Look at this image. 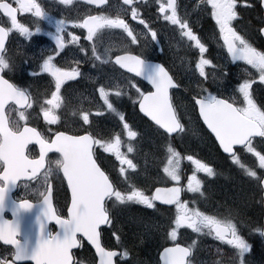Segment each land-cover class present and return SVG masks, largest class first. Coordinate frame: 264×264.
Segmentation results:
<instances>
[{"label":"snow or ice","instance_id":"obj_1","mask_svg":"<svg viewBox=\"0 0 264 264\" xmlns=\"http://www.w3.org/2000/svg\"><path fill=\"white\" fill-rule=\"evenodd\" d=\"M104 2L105 0H88V3L103 4ZM3 3L9 4L13 12L8 14L0 8V12L10 21V26H0V91L22 98L26 102L31 101L33 104L35 101L27 89L19 87L5 78L7 73L13 72L17 68L16 60L12 58L6 47V41L9 33L13 30L26 39L41 32V29L37 27L36 33H33L29 27L18 20V13L33 14L38 18H43L46 13L37 0H15L16 6H13V3L8 0H0V4ZM61 3L71 5L73 0H61ZM123 4L129 7L132 19L137 20L139 11L136 0H123ZM200 4L205 6L204 11H209L210 8V17L218 27L223 46L226 48L228 56L231 57V61H243L250 66L258 73L259 83L264 85V51L258 50L250 39L233 25L239 16L238 0H200ZM243 4L245 8H255L261 13V26L258 33L260 36H264V0H243ZM178 7L177 0H167L166 4L160 5L159 11L164 14L166 21L178 26L181 35L198 49L199 60L195 63L199 77L196 83L198 91L190 93L188 102L193 111H198L203 125L214 136L220 151L224 154V159L233 165H239L246 175L255 181V187L250 195L257 198V203L262 208L261 218L258 221H245L244 223L251 225L249 235H259L261 239H264V175H258L256 170L247 168L241 162L237 149V146H241V151L246 149L248 153L253 154L259 161V167L264 169V152L258 151L253 143L256 138H260L259 142L264 144V99L258 105L253 98V84L257 82L255 79H244L242 83H239L237 91L242 100H237L235 97H224L218 92L214 94L205 87L210 76L213 82L216 80L217 69L224 77L229 76V69L226 64L214 63L212 59L205 58L209 49L194 31L187 18V11L184 16H180ZM139 23L148 29L151 42L156 44L158 42L157 32L152 30L144 19H139ZM73 26L87 30L86 39L92 44L91 55L83 45H78L80 37L72 36L71 43L78 45L83 56L80 60L74 61L75 67L58 64L57 57H61L62 53L67 55L65 52L66 41L61 35L65 31V21L59 20L57 21L56 35L52 37L55 47L46 56L43 52L41 53L42 63L38 64V71L31 70L29 72L31 77L47 74L54 80L55 91L51 93V98L45 102L50 107L46 109L41 107L43 116L47 112L51 117L46 121L48 124H57L58 117L54 114V110L60 107L61 88L67 81H76L83 77L84 73L80 67L82 62H90L92 68L114 63L120 68L126 69L128 73L134 74L133 77L127 78V86L129 89H135L138 95L139 111L150 119L153 124V132L166 146L167 163L163 172L171 181L175 182V186L157 187L155 192L149 195L145 189L134 183H129L127 170H136L137 165L120 151L121 136L117 134L114 139H97L91 131L92 124L89 113L83 114V124L89 126L84 128L86 134L83 135L68 134L57 129L52 134L54 138H46L35 127L39 140L20 139L9 143L0 136V144L4 145L0 149V241L4 245L12 246L6 255L0 256V264H20L24 261H34L35 264H79L74 260L73 249L82 247L83 239H86L94 247L99 257V264H117V257L124 264H140L139 260L132 257L131 248L125 246L122 236L118 234L119 230H113L116 228L114 221L125 208L131 205H141L147 209L159 211L156 201L163 205L174 206L175 209L174 217L169 225L171 230L167 232V237L174 242V246L163 248L160 255L162 264H190L189 258L194 254L193 245H196V240L187 246H181L177 242L178 231L181 228L190 229L192 233L196 234L214 235V239L230 246L232 250L228 258L230 261L234 260L235 264H251L248 256L253 251V245L243 235L241 224L236 219L227 216L217 218L214 215H206L199 209L190 207L189 201L181 199L182 192L185 191V188L179 186L181 181L180 161L183 157L181 152L177 151L175 141L183 139L191 120L189 119L187 122L184 120L187 111L182 113L180 105L178 107L172 104L165 105L166 98L172 99L170 90L180 89L181 84L173 79L163 64H156L153 72L146 76V60L143 58V54L133 55L124 50V54L115 55L113 61V49L106 48L103 52L98 49L96 37L101 29H122L131 38L132 44H139L138 36L134 34L125 19L119 16L112 18L105 15H89ZM144 47L147 48L149 45L145 43ZM161 53L163 54L162 49ZM209 66L213 69L211 73L206 71ZM137 77L147 80L154 91H142L135 80ZM98 92L107 109L110 112H116L110 101V96L113 93L108 90V86L99 84ZM114 95L120 97L124 93L117 89ZM97 115L99 116L101 113L97 112ZM117 115L122 130L127 132L130 140L135 139L137 133L131 130L125 116L122 113H117ZM61 135L75 136L81 141L78 161L63 172V177L66 179L67 187L71 193L66 218L57 213L53 207L52 187L48 180H45L43 185H39L42 168L34 170L38 168L36 162L39 161L42 152L41 141L45 145L51 146L52 141ZM30 144L38 145V158H29V155L26 154ZM97 145L104 153L113 154L119 161L121 165L119 173L124 177L125 188L120 187L119 177L116 180L110 179V175L104 167L107 157L97 152L95 147ZM52 151L56 152V149L49 147L45 150V161L48 153ZM127 151L128 153L134 151L131 144ZM186 158L195 165V172L187 178L186 191L204 196L201 191L202 182L196 173L202 172L208 177H214L216 171L214 167L209 166V163L202 162L201 159L194 158L193 155H187ZM56 163L58 168L63 167L62 161L58 160ZM124 165H127V168ZM22 178L37 182L39 185L35 189L37 202L44 206L40 223L42 238L35 249L26 248L18 238L19 233L14 220L9 221L2 218L3 211L9 207L10 189L13 186H18L17 182ZM13 205L11 208L13 217L20 210H30L34 207V203L30 202L28 198H20L14 201ZM53 220L59 227V231L55 235L48 229V224ZM105 228L115 236L117 245L123 248L122 251L108 250L102 245L101 236Z\"/></svg>","mask_w":264,"mask_h":264},{"label":"rangeland","instance_id":"obj_2","mask_svg":"<svg viewBox=\"0 0 264 264\" xmlns=\"http://www.w3.org/2000/svg\"><path fill=\"white\" fill-rule=\"evenodd\" d=\"M13 1L15 3V0ZM37 2L42 5V8L46 13L45 16L43 18H38L35 17L33 14L22 13V23H24L25 26L29 27L33 33H36L37 27L41 29V32L39 34L33 35L30 39H26L25 37L19 35L15 30H13V32L16 33L13 34L11 43L8 48L9 54L12 55V58L16 60L17 66L20 65L19 68H23L22 77L26 84H22L19 81L18 83L25 88H27V84H29L33 88L35 99V102L31 104V106H29V108L25 111H19L14 108H11L8 111V114H10L11 116L10 122L12 124V128L15 131H18L24 124H30L36 128L40 127V125L46 123V116H49L47 112H45L43 116L41 107L45 109L47 107H50L45 102L47 99L51 98V93L55 91L53 78L39 76L40 74L36 77H31L29 75V72L31 70L38 71V67L36 66V69H25V67L22 64H19L18 61L21 59L24 60L26 63H29V43L35 42L38 38L47 41L48 33H51V35L54 36V30H51L50 28L53 27L54 29H56L57 21L59 20L65 21V31L63 32V37L67 39L66 48L70 54L64 55V53H62L61 57H57V60L60 61L70 60L74 62L76 60H80L83 56V53L79 51L78 45H83L88 50V54L91 55L92 44L91 42H89V44L87 45V32H85V30L83 31L82 28L74 27L73 25L79 23L87 16L93 14H96L97 16H110L112 18H116L117 16H119L120 18L125 19L126 22L133 29L134 34L137 35L139 38V44H132L131 38L128 37L122 29H101L98 34L102 32L100 33L101 36L106 39V46L103 43L96 41L97 47L101 52H103L106 48H111L113 49L114 54L116 53L118 48H121L123 50L124 47L127 46L128 48H135L138 52H142L145 56H150L151 54L155 55L157 53L155 51L156 45H159V47L162 46L170 48V52H172V48H174L175 51L178 52L181 48H185V50H188L192 47V43H187L183 45V47L179 45L178 42L172 44V34L169 33L171 32L169 28L165 29L163 33L159 34L158 42L156 44H153L151 42L150 32L147 28L144 27V25H141L139 23V19H142L141 14H144L143 8L141 7L144 3H146L148 6L154 5L157 8V14L159 15L160 5L166 4L167 0H136V4L138 6L139 11V17L137 20L132 19L131 11L127 5L123 4V0H110V5L108 7L96 11L92 6H89L81 0H73V3L71 5H64L61 3V0H37ZM157 18H162V20L167 23V21L164 19V15H160L159 17L157 16ZM144 21L146 24L149 25V23L145 19ZM116 33H118V35H116ZM72 36H78L80 37V39H82L78 42V45L71 43ZM123 36L125 38V44H117L113 42V39L117 38L118 40V38H123ZM47 42H50L53 48L55 47L52 44V40L49 39ZM145 43H147L149 47L145 48ZM131 45H134L135 47ZM52 49L49 48L50 51ZM193 53L198 55V50L195 47L191 48L188 54V64L185 66L183 64V58H176L178 65L176 71L178 72V74H182V71L184 72V82H182V89L184 91L185 89H187V91L190 92L193 91L188 89L187 86L193 88V90L195 91L198 90L196 88V82H194L191 76H195V79H199L198 72L195 69V63L198 62L199 57L193 59ZM163 56L167 59L168 64H170L169 56L165 54ZM171 63H173L172 60ZM88 64L91 65L90 62H88ZM103 71L108 72L110 76L115 77L111 79L104 77L103 75H101L103 74ZM206 71L211 73L213 69L206 68ZM252 71L256 72L254 69H252ZM13 72H15V70ZM13 72L7 73L6 75L10 76ZM219 75L220 74L216 72V80L213 82L210 76L209 81L205 84V87H207L210 92L217 93V90L219 91L216 84V82L218 81L217 76ZM84 78V84L83 82L76 80L67 81L62 86L60 92L61 99L59 101L60 107L54 110V114L58 117L57 127L62 128L63 131H66L68 133H74L84 128H88V125L83 124L82 118L84 113H89V118L93 127V131H95L97 135L101 136L102 139H114L115 135L117 134L121 136L120 151L126 154L127 157L131 159L134 164L137 165L136 170H127L129 183H134L142 189H145L147 191V194L150 195L153 184L165 185L168 181H171L163 172V168L167 163L166 146L163 144L160 138L156 136L151 126L147 125L143 121H140L138 117L134 115V105H137L139 98L135 92V89L128 88L127 79L118 74L116 69L112 66V63L103 65L102 67L98 68L91 67V71L87 72ZM136 82L141 87L142 91H148V87L144 83L138 81ZM99 84L107 85L108 90L113 93L110 96V101L113 103L116 112H110L107 109V106L104 104L103 100L100 98L98 92ZM117 89L121 90L124 95L116 97L114 93ZM263 89L264 86L262 85L261 90ZM180 92L175 93V101L177 107L179 105L181 106L180 110L182 113L187 111V115L184 116V120L186 122L189 119L191 120V123L188 125V130L195 129V131H192V137L186 138V136L184 135L182 140L178 139V143H175L177 151H180L182 154L183 159H181L180 161V168L181 170H184L186 166H191L193 168L195 167L191 163V161H188L186 159L187 155H193L194 158H198L201 159L202 162L209 163L210 156L204 159L200 155L210 154L211 150L208 141L204 138H201L200 129L198 128L196 130V127H198L197 120L195 118L193 110L191 109V106L188 103V95ZM97 112H100L101 115L98 116ZM117 113H122L126 118V122L129 123L131 130L137 133L135 139L130 140L127 135V132L122 130V125L118 119ZM155 140H159L158 143L161 145L163 150V159L160 160L161 163L157 158H155V156L153 157L150 155V153L154 154L157 150V147L154 144ZM129 144H131L134 149L132 153H128L127 151ZM178 144L183 147L185 146L184 148L187 154H185L184 151L179 149ZM255 147L258 151L264 152L263 145L255 144ZM102 153L104 154V157H107L106 162L108 163V165L110 164L111 167L116 170L120 182L124 185V177L120 176L119 173V169L121 167L119 161H117L115 156L111 153ZM244 153L245 156H240L241 162L247 168L256 170L257 173H259L262 169L259 167L258 159L253 154L248 153L247 150ZM153 162H155L154 165ZM235 166L238 167L239 174L236 172L237 175L231 176V174L224 173L222 174L223 183L216 185V188H214L215 185L211 183V185L209 186V188L207 187V189L211 190V196H217L219 198L225 199V196H228V193H231V191L232 193H235L232 189V186H234V188L238 190V209L248 214L252 211V209L251 206L246 203V198L254 189V186L246 184L244 181L252 183V181L254 182V180L248 177L246 173L239 167V165ZM124 167L127 168V165H124ZM157 167L160 171L156 169ZM202 175L208 177L205 173L197 172L198 179H200ZM231 181L235 182L231 183ZM185 185L187 186V182ZM220 186H223V188L225 189L221 191L219 189ZM66 201V195L63 194V203L65 202L66 204ZM140 207L141 209L145 208L141 205H131L125 208V210L116 218V228L113 230H119L118 234L122 236V239L125 242V246L131 248L135 252V254H137L132 255V257L136 260H139L140 264H158V261L154 259L150 250L154 251V253L156 254L161 241H167L170 243L173 242L170 238L167 237V235L163 238H161L160 236H155L160 235V231L158 230L160 226H163V229H165V233L171 230V228L169 227V218L166 217L165 222L163 220L158 221V218L157 220L154 218L150 219V209L145 208L146 210L143 212L133 210ZM180 230L182 231L183 229H179V232H181ZM109 235H112L110 230L106 234V237L109 238ZM114 240L115 236H113L111 240L109 239V242H113ZM179 240L185 241L184 245H188L196 239L188 236L185 232L180 233ZM250 243L253 245V251L251 255L248 256V259L251 261V264H264V255H259L255 251V243L252 241V238H250ZM195 246L207 247L215 251H206V249L199 248V252L196 250V262L194 260L192 261V264L218 263L217 257L210 262L202 263L200 255L204 254V252H211V254L213 255L223 254L225 252L230 255L232 252L230 246H226L218 240L215 242H200L196 240V245H193V247ZM83 264H91L87 253L84 256Z\"/></svg>","mask_w":264,"mask_h":264},{"label":"flooded vegetation","instance_id":"obj_3","mask_svg":"<svg viewBox=\"0 0 264 264\" xmlns=\"http://www.w3.org/2000/svg\"><path fill=\"white\" fill-rule=\"evenodd\" d=\"M8 1L15 4L13 0H8ZM177 4L179 6L178 7V14L180 16H184L186 11L189 15L192 10L199 8V10L201 11L205 7L204 5L200 4V0H199V3L197 0H194L192 5H189L188 3L182 5V2L180 0H177ZM238 7H244V4L242 1L238 2ZM244 9L247 10V13H242L241 11H239V15L242 18H254L256 15H257V17L260 16V12L255 10V8L248 9V8L244 7ZM197 16H198L197 14H193V18H192L193 22L196 21ZM187 18L189 20L188 16H187ZM21 19H22V17H21ZM19 21H20V16H19ZM249 21H250V19H249ZM189 22H190V20H189ZM234 22L235 23L237 22L238 24H240V23H242V19L238 17V19ZM0 24H2L3 26H6V27L10 26V21L6 17H4L1 14V12H0ZM175 27L173 28V32L175 33V35L173 34V36L171 37L172 44L178 42V43L184 45L185 44L184 43L185 37L180 36V34L175 31V29H176ZM236 28L239 31V28L238 27H236ZM50 29L54 30V35H56V29H54L53 27H51ZM14 33H16V32H13V34ZM13 34H11V37L13 36ZM61 35L63 36V33H61ZM52 37L53 36L49 35V33H48L47 41L49 39L52 40L53 41L52 44L55 46V43H54V40L52 39ZM63 38L65 39V41H67V39L65 37H63ZM80 40H82V39H79V41ZM47 41H45L44 39L38 38L35 42L29 43V45H28L29 63L28 62L26 63L24 60H21V59L18 61V63L22 64L25 67V69H27V68L28 69H36V66H38V64L42 63L41 53L43 52L46 56L50 52L49 48H51V49L53 48V46L50 44V42H47ZM96 41H99L100 43H103L106 46V44H105L106 39L103 38L100 33L96 37ZM88 44H89V41L87 40V45ZM9 45H10V42H8L7 48H9ZM65 50H66L65 52L67 53V55H70L69 52L67 51V48H65ZM74 53H75V50H74ZM169 56L173 62L171 65H169V68L171 67L170 70L172 69L174 72H176V68L178 66L176 58L180 57V56L175 51L174 48H172V52L169 51ZM30 57H35V58H30ZM220 61H222L221 58H220ZM57 62L59 65H63L65 67H67L68 65H71L72 67L76 66V64L70 60H64V61L57 60ZM19 67H20V65H18L17 68L15 69V72H13L10 75V78L13 79L14 81H16V83L18 81L19 82H25L23 80V77H22L23 76V68H19ZM80 67H81V70L84 73V75H83V77H80L77 80L82 81L84 79V76L87 74L88 69L91 67V65L88 63L82 62ZM174 72H172V74L175 75L177 78L184 76L183 75L184 72H183V74H177V72L176 73H174ZM39 76H45L46 78H52L47 74H40ZM235 78H238V77L236 76ZM247 79H255L257 81L256 75L249 74V73L247 74ZM236 82H238V81H235V80L233 81L234 89L225 90L223 94L225 97H235V98H237V100H242V97L240 96V94L237 91L238 86H236L234 84ZM256 83L253 84V98L257 101V103L259 105L260 101L262 99H264V91H261V89H259V83H257V84ZM26 89L29 93H31V96L33 99V95H34L33 88L30 86V87H27ZM45 119L49 120L51 118H50V116H46ZM37 129L46 138H54V136L52 134L57 129L62 130V128L57 127V124H48L47 121H46V123H43L42 125H40V127H37ZM91 131L95 134L97 139H102L101 136H99V135L97 136V133H95V131H93V127L91 128ZM204 132L206 135V130ZM74 133L82 135L85 132H84V129H82V130L76 131ZM209 141H210V138H208V142ZM95 147L97 149V152L99 154H101L102 156H104V154L102 153L103 150L100 149L98 145ZM210 147L215 148V150L211 149V152L217 151L216 152L217 156H213V157L218 159V161H220V162L222 159L225 160L224 155L219 151V149L216 147V145L210 146ZM245 151H246V149L242 150V151L238 150V155L245 156V153H244ZM26 154L29 155V158H38L39 148L35 145H31L26 150ZM209 156H212V155L206 154V155H203V158L206 159ZM43 157H44V162H42V159L40 156L39 161L36 162L38 164V168L34 169V170H38L39 168L44 167V169L41 171L39 185H43L44 181L48 180V183L53 187V194H52L53 201H56V202L61 204V200L63 199L64 191L65 190L67 191V189H66V185L63 181V178L61 176V168L57 167L56 161H58V160L62 161V158H61L60 154L54 153V152L49 153L47 155L46 161H45V155H43ZM225 161L228 163V166H230V168H231V176H235L236 173L233 172V168H234L233 165L231 163H229L227 160H225ZM99 162L100 161L98 160V163ZM109 165L105 161V165H104L105 170L107 171L108 174H111V171H112L111 165L110 166ZM234 182L235 181H231V183H234ZM17 184H18V186H16V189L13 191V192H15L13 194V199L15 201L19 200L20 198H28L30 200V202H33L34 204L40 203V202H37V196L35 195L36 194L35 189L39 186L36 181H28L26 179H21L20 181L17 182ZM183 188H185V191H184L185 200L190 202V206L193 208L199 209L200 211L204 212L206 215H214L217 218H222V217L227 216L229 218L236 219V221L241 224V227H245V228H249V229H250L251 225L250 224L245 225V223H244L245 221H253L254 222V221H258L261 218V206L257 203V198L252 197L250 194L246 198V203L251 206L252 211L249 212L248 214H246L244 211H240L238 209V206H237V201H238V192L237 191L238 190H236L234 188V186H232V189L234 190L235 193H232V191H231V193H228V196H225V199L215 196L212 199V202H210V203H208V201H207L208 200L207 187L204 184H202V188H201V191L204 193V196H200L199 193L193 194V193L187 192L186 186H184ZM219 189L222 191L225 188H223V186H220ZM8 204H9V207L3 211L2 218H3V220L12 221V220H14L13 213L11 210V208L13 206L9 202H8ZM41 208H43V206ZM173 211L175 212V209ZM19 214L21 216L27 215V211L26 210H20ZM249 229H248V231H249ZM205 232H207V229H205ZM18 233L23 234L22 229H18ZM201 235H202V237H205V234L201 233ZM22 236L23 235L18 236V238L21 241L23 240ZM257 236L259 237V235H257ZM211 237L214 239V235H211ZM214 240H216V239H214ZM262 241L264 242V239H262ZM11 247L8 245H4L2 243V241H0V256L6 255L7 252L11 250ZM108 247L113 248L114 245L109 243ZM91 254H92V258H93L94 263H96V259H95L94 254L92 253V251H91ZM262 254L264 255V253H262ZM121 262L122 261L119 258L117 260V263L120 264ZM20 264H35V262L34 261H24V262H20Z\"/></svg>","mask_w":264,"mask_h":264},{"label":"water","instance_id":"obj_4","mask_svg":"<svg viewBox=\"0 0 264 264\" xmlns=\"http://www.w3.org/2000/svg\"><path fill=\"white\" fill-rule=\"evenodd\" d=\"M86 1H88V0H86ZM91 4L94 5L97 8H101V7H103L104 5L107 4V0H105V2L103 4H96V3H91ZM0 8H2L4 11H7V8H9L10 9L9 12H11L9 14H12L13 9L10 8V7H7V4H1ZM263 38H264V36H263ZM156 64H158V63L146 61V68H145V75L146 76L153 72L154 66ZM123 70L127 72L126 69H123ZM144 81H146V83H147V80H144ZM153 91H154V89H153ZM9 103H15L19 108L23 109L24 107H26L28 102H26L22 98H18V97H15V96L7 95L4 92L0 91V134H1V136L4 137L5 141H7L9 143H11L13 140L30 139L29 132H34V131H33V129H31L29 127L24 128L20 133H14V132H12L9 129L8 121H7L6 114H5V109L9 105ZM169 104H171V101L166 98L165 99V105L168 106ZM147 119H149V118H147ZM41 145H43L42 142H41ZM52 145H53L52 147H54L55 149H56L55 145L58 146V147L60 146L61 149H62L60 151L63 152L64 158H65V161H66L64 172L68 169V167L71 164H74V163H76L78 161L79 155H80L79 149H80V145H81V141L79 139L74 138V137H70V136L61 135V136L56 137V139L54 140ZM3 146L4 145L2 144L0 149H2ZM69 146L73 147L72 151H67V148ZM159 203H161V202H159ZM167 206H169V205H167ZM58 231H59V229H58ZM28 249H34V247L28 248Z\"/></svg>","mask_w":264,"mask_h":264},{"label":"bare ground","instance_id":"obj_5","mask_svg":"<svg viewBox=\"0 0 264 264\" xmlns=\"http://www.w3.org/2000/svg\"><path fill=\"white\" fill-rule=\"evenodd\" d=\"M256 252H257L259 255H261V254L263 253L260 247L257 248Z\"/></svg>","mask_w":264,"mask_h":264}]
</instances>
